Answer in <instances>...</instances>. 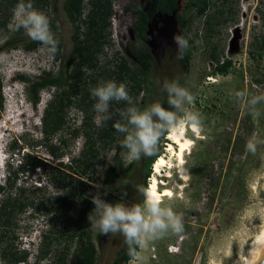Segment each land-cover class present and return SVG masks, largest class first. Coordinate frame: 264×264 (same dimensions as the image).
<instances>
[{"label": "rangeland", "instance_id": "374dc122", "mask_svg": "<svg viewBox=\"0 0 264 264\" xmlns=\"http://www.w3.org/2000/svg\"><path fill=\"white\" fill-rule=\"evenodd\" d=\"M188 1L179 0L178 13L189 21L186 38L191 54L189 64L180 59L173 36L164 38L163 47L153 52L152 85L145 83L137 95V101L144 108L155 102L165 107L168 97L165 82L181 77L184 80L181 87L194 96V104L185 107L201 115L202 130L197 137L187 130L194 139L182 167L187 180L181 182L173 171L168 181L184 183V186L176 188L173 197L162 198V206H171L174 211L183 213L184 231L169 232L139 245L129 264H238L264 219V102L256 106L261 115L255 117L245 108L247 97L236 95V92L247 91L249 97L264 96V0H209L203 15L196 14L195 7H187ZM64 2L55 0L54 10L35 8L57 22V29L51 32L61 45L59 59L41 44L35 50L27 49L26 46L35 41L23 30L10 28L16 6L9 10L4 1L0 6L3 95L0 127L7 128L5 148L9 147L12 137H17V145L27 155L17 176L9 179L13 183L16 209L0 230V264H36L40 246L43 253L48 254L40 264L61 253L69 254L67 264H73L76 244L71 238V229L82 208V198L88 200L90 214L94 208L90 197L100 193L99 181L115 153L109 136L100 135L101 126L95 123L97 114L93 105L96 101L87 93V84L95 86L101 80H116L119 62L135 65L130 46L142 45L134 31L136 15L126 10L128 6L135 10L139 0H112V13L102 32L103 45L95 55L96 66L83 69L86 85L82 87V94L77 99L71 98V103L64 108L60 128L45 133L35 122L52 101L54 89H43L40 101L34 105L26 97L27 85L20 76L56 74L65 67L73 47L75 27L63 7ZM83 3L81 20H87L96 9L89 0ZM174 27L179 30L178 24ZM79 31L84 38L89 31L87 23H82ZM225 61H230L226 73L214 72L216 65ZM125 84L132 97L130 82ZM128 107V101L109 102L110 118L104 121L109 130H114L117 122L126 123V116L121 113H126ZM171 111L176 110L172 107ZM166 140L162 139L159 145L161 153ZM249 141L255 143V152L248 150ZM125 154L123 165L132 164V167L117 179L115 188L119 190L101 191L105 194L103 198L126 206L142 204L139 188L144 185L145 166L150 157L128 163ZM19 158L17 156L10 165L11 170L16 169ZM72 160H75L72 176L78 178L77 172L85 171L90 179L82 183L67 178L59 180L56 187L49 173L60 162L69 164ZM0 183H7L1 179V173ZM87 184L91 188H86ZM82 191L85 193L81 198ZM57 196H62V200L56 213L47 215L52 209V198ZM90 227L97 246L95 264H112L122 234L104 235L91 224Z\"/></svg>", "mask_w": 264, "mask_h": 264}, {"label": "trees", "instance_id": "16d2710c", "mask_svg": "<svg viewBox=\"0 0 264 264\" xmlns=\"http://www.w3.org/2000/svg\"><path fill=\"white\" fill-rule=\"evenodd\" d=\"M3 1L9 10H12L19 2V0H0V6L1 2ZM54 1L55 0H32V4L34 8L49 7L51 10H54ZM154 2L156 4L157 11L170 13L171 11L178 8L177 0H154ZM89 3L96 10L95 12L91 11L87 20H81V16L84 11L83 0H65L63 4L70 21L75 27L73 33V47L66 58L65 67L59 69L56 74L46 72L33 78L20 76L22 81L27 85L26 97L34 105L40 101V92L43 89H54L52 101L49 102L43 110L42 130L45 133L56 132L60 128L63 121L62 112L64 108L71 103V98L77 99L80 97L82 94V87L86 85L83 69H92L96 66L95 55L98 51H100L103 45L104 40H102V32L107 27L106 19L112 13V0H89ZM186 6L195 7L196 14L203 15L209 7V0H189ZM126 10L131 11L134 15H136V20L133 23L134 31L136 37L142 41V39L146 36V23L148 20L147 13L140 6H137V9L135 10L128 6L126 7ZM177 19L179 31L186 39L189 21L180 13H178ZM49 21L50 28L52 30H56V20L49 18ZM82 23H87L89 27V31L84 38H82V35L79 31ZM39 44V42L35 41L32 43V45L26 47L29 50H35ZM60 49L61 45L57 43V52L54 55V58L59 59L61 57ZM130 49L131 54L135 59V65L130 66L126 61L119 62L117 64L116 70V81L123 83L130 82V88L132 91V103L130 104V107H137L143 110L144 107L137 101V95L143 89V85L145 83L152 85L151 70L153 57L148 48H146L143 44L138 47L132 44ZM179 56L183 62H185L187 65L189 64L191 54L188 47L185 48L182 53L180 52ZM229 65L230 61L217 64L214 72L225 74ZM172 81L177 82L180 86L184 83V80L181 77ZM91 87L93 86L87 84V93L90 92L89 89ZM84 100L85 98L83 99V102ZM123 104H125V102ZM165 108L172 110V106L168 104V97L166 98ZM2 109L3 95L2 84L0 82V111ZM125 124H127V121ZM129 127L131 126L129 125ZM99 132L100 135L109 136L108 141L115 149L112 162L99 181L101 186L100 193L104 194L101 191L108 188H110L111 191L119 190L118 188H115V183L122 172H127L131 169L132 164H127L124 166L122 162V156L126 153V149L121 146V140L124 136L123 133L117 132L115 128L114 130H109L105 123L100 127ZM164 142L166 143L168 141L166 140ZM16 146L17 143L15 142L13 144V148H16ZM161 154L162 153L159 150L156 155L150 157L147 161L144 174V187H147L149 184L148 180L152 174L153 162ZM78 161H80V159ZM73 162H75V160H72V162L69 164H62V162H60L58 167L53 168V171L49 173V178L52 184L57 187L59 180L65 181L67 178H74V176H72ZM22 167L17 170H13L10 173L6 184H0V230L4 222L14 213L16 209V198L12 197L13 183H11L9 179L12 175L16 177L17 173L22 169ZM76 175L78 178L74 179H77L82 183H84V179H90V176L85 171H78ZM86 188H91L90 184H87ZM84 193V191L81 192V198ZM61 200L62 196L52 198V209L47 212V215H54L56 213L58 209L57 207ZM82 201L83 205L78 212L76 222L74 224L75 226L71 229V238L75 239L76 244V248L73 251V264H95L97 257V246L92 238L91 227L88 218L89 202L85 198H82ZM132 247L137 253L139 245H133ZM47 255V252L43 253L42 247L40 246L39 256L36 264H40L43 259H46ZM67 255L69 254H55L51 260H47L48 262L44 264H67ZM134 257L135 256L130 255L129 245L125 243L124 237L122 236L120 248L112 264H129V261Z\"/></svg>", "mask_w": 264, "mask_h": 264}, {"label": "clouds", "instance_id": "9594fccd", "mask_svg": "<svg viewBox=\"0 0 264 264\" xmlns=\"http://www.w3.org/2000/svg\"><path fill=\"white\" fill-rule=\"evenodd\" d=\"M10 28L13 31L23 30L31 40L44 46L50 55L56 54L57 42L51 32L49 18L33 7L32 0H19L12 12ZM172 40L181 53L188 47V40L182 35L173 34ZM164 89L168 93V104L176 111L166 109L160 102H155L143 110L128 107L126 113H121L122 116H126L127 124L119 122L114 124L115 130L124 134L121 146L126 149L128 163L156 155L162 138L179 143L185 137L186 130L190 129L194 133L202 130L200 113L185 107L186 104L189 106L194 104V96L188 89L174 81L165 82ZM89 91L90 96L96 101L93 109L97 114L95 117L97 126H103L104 121L110 118L108 115L110 101L123 100L132 103L127 85L113 79L101 80ZM236 95L241 98L247 97L245 108L250 114L255 117L261 115L256 106L264 102V96L249 97L247 91L236 92ZM42 116L43 113L39 115L35 125L42 127ZM16 140L17 137H12L6 149L4 145L8 143L5 142V137L3 139L2 160L5 161H0V173L1 179L6 182L13 171L10 165L14 164L16 157L19 156L20 161L18 165L15 164V170L22 167L26 157L20 145L13 148ZM189 143L190 141L185 139L181 147ZM247 148L250 152H255L256 145L253 141H249ZM139 191L143 194V202L132 206H126L120 201L109 202L103 198L105 194L99 192L92 194L90 199L94 208L88 217L90 224L100 233L122 234L125 243L129 245L130 255L133 256H136L133 245L143 246L148 240L159 239L169 232L180 234L184 231L183 213L174 211L171 206H162L163 199L158 194L154 182L147 187L141 186Z\"/></svg>", "mask_w": 264, "mask_h": 264}, {"label": "bare ground", "instance_id": "6f19581e", "mask_svg": "<svg viewBox=\"0 0 264 264\" xmlns=\"http://www.w3.org/2000/svg\"><path fill=\"white\" fill-rule=\"evenodd\" d=\"M197 133L198 132L194 134L195 137H197ZM185 139L190 141V143L185 147H181ZM193 144L194 139L187 134L186 130L185 137L181 139L179 143L175 140L168 139V142L165 144L163 153L153 162L152 174L148 180V183L151 184L154 182L156 184L157 192L162 196V198L173 197L174 190L176 188H183L184 183L177 184L174 182V184H172L170 181H166V179H171L173 177L172 171L175 168V162H178V165L181 168L183 167V165L185 164V156L191 152V147ZM176 173L178 180H180L181 182H185L187 180V174L184 170L179 169V171ZM253 237L254 238L252 243L244 253L241 262L238 264H258L264 252V219L262 221V224L260 225V229Z\"/></svg>", "mask_w": 264, "mask_h": 264}, {"label": "flooded vegetation", "instance_id": "af4514ba", "mask_svg": "<svg viewBox=\"0 0 264 264\" xmlns=\"http://www.w3.org/2000/svg\"><path fill=\"white\" fill-rule=\"evenodd\" d=\"M179 0H177L178 8L179 9ZM140 6L146 13H147V29H146V36L142 39V44L148 48L150 53L153 57V52L156 48H162L164 44V37L163 33L165 28L174 27V25L178 24V19L176 15V20L172 21L170 16L176 10L169 12H161L156 10V4L154 0H139V4L136 5ZM175 28V27H174ZM151 47V48H150Z\"/></svg>", "mask_w": 264, "mask_h": 264}, {"label": "water", "instance_id": "95a60500", "mask_svg": "<svg viewBox=\"0 0 264 264\" xmlns=\"http://www.w3.org/2000/svg\"><path fill=\"white\" fill-rule=\"evenodd\" d=\"M177 13H178V9L175 12H173V14L170 16V19L172 21H174V19L176 20ZM173 34L181 35L179 30L176 31L175 28L168 27V28H165V31L163 33V37L165 39H167V38H170L171 36H173ZM179 54H180V52H179ZM179 169H182V168L178 165V162H175V168L173 169V171L178 172ZM168 180H169V178L166 179V181H168ZM258 264H264V252H263Z\"/></svg>", "mask_w": 264, "mask_h": 264}]
</instances>
